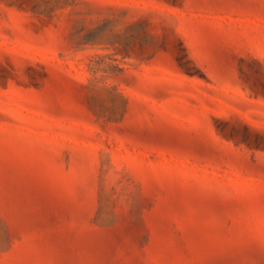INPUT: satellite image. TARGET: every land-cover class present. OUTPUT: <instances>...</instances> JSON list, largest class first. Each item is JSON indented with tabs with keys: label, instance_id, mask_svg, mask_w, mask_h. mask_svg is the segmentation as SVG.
Wrapping results in <instances>:
<instances>
[{
	"label": "rangeland",
	"instance_id": "374dc122",
	"mask_svg": "<svg viewBox=\"0 0 264 264\" xmlns=\"http://www.w3.org/2000/svg\"><path fill=\"white\" fill-rule=\"evenodd\" d=\"M0 264H264V0H0Z\"/></svg>",
	"mask_w": 264,
	"mask_h": 264
}]
</instances>
